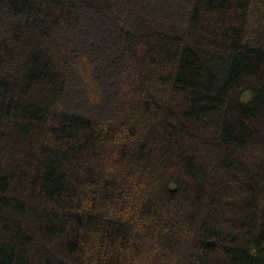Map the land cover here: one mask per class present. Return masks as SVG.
<instances>
[{"label":"trees","instance_id":"16d2710c","mask_svg":"<svg viewBox=\"0 0 264 264\" xmlns=\"http://www.w3.org/2000/svg\"><path fill=\"white\" fill-rule=\"evenodd\" d=\"M0 264H264V0H0Z\"/></svg>","mask_w":264,"mask_h":264}]
</instances>
